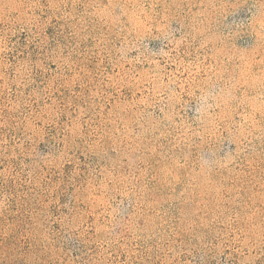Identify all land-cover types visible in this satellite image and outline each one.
<instances>
[{"label":"rangeland","instance_id":"rangeland-1","mask_svg":"<svg viewBox=\"0 0 264 264\" xmlns=\"http://www.w3.org/2000/svg\"><path fill=\"white\" fill-rule=\"evenodd\" d=\"M0 234L264 264V0H0Z\"/></svg>","mask_w":264,"mask_h":264},{"label":"trees","instance_id":"trees-1","mask_svg":"<svg viewBox=\"0 0 264 264\" xmlns=\"http://www.w3.org/2000/svg\"><path fill=\"white\" fill-rule=\"evenodd\" d=\"M22 251L13 234H0V264H23Z\"/></svg>","mask_w":264,"mask_h":264}]
</instances>
